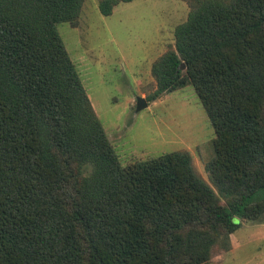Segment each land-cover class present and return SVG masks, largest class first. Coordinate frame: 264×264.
Instances as JSON below:
<instances>
[{
  "label": "trees",
  "instance_id": "16d2710c",
  "mask_svg": "<svg viewBox=\"0 0 264 264\" xmlns=\"http://www.w3.org/2000/svg\"><path fill=\"white\" fill-rule=\"evenodd\" d=\"M82 2L0 0V264H206L264 224V0H186L150 67L147 101L193 90L215 193L185 152L119 164L55 28Z\"/></svg>",
  "mask_w": 264,
  "mask_h": 264
},
{
  "label": "rangeland",
  "instance_id": "374dc122",
  "mask_svg": "<svg viewBox=\"0 0 264 264\" xmlns=\"http://www.w3.org/2000/svg\"><path fill=\"white\" fill-rule=\"evenodd\" d=\"M187 11L186 0H132L103 17L97 0H83L73 27L55 28L119 164L185 152L215 193L204 169L214 135L191 87L147 101L156 88L151 64L173 49V28ZM136 98L146 102L139 112ZM233 223L229 250L214 251L206 264H264V224Z\"/></svg>",
  "mask_w": 264,
  "mask_h": 264
},
{
  "label": "water",
  "instance_id": "95a60500",
  "mask_svg": "<svg viewBox=\"0 0 264 264\" xmlns=\"http://www.w3.org/2000/svg\"><path fill=\"white\" fill-rule=\"evenodd\" d=\"M180 71L184 69L183 64L181 63L178 68ZM146 107V102L142 98H136L135 99V107L134 112H139L140 110L144 109Z\"/></svg>",
  "mask_w": 264,
  "mask_h": 264
}]
</instances>
